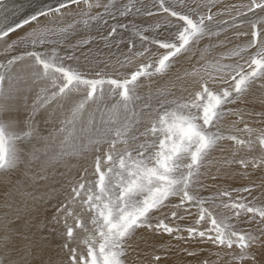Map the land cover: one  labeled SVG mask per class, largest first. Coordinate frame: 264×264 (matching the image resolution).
Returning a JSON list of instances; mask_svg holds the SVG:
<instances>
[{"label": "snow or ice", "instance_id": "obj_1", "mask_svg": "<svg viewBox=\"0 0 264 264\" xmlns=\"http://www.w3.org/2000/svg\"><path fill=\"white\" fill-rule=\"evenodd\" d=\"M0 49V264H264V0H0Z\"/></svg>", "mask_w": 264, "mask_h": 264}, {"label": "bare ground", "instance_id": "obj_2", "mask_svg": "<svg viewBox=\"0 0 264 264\" xmlns=\"http://www.w3.org/2000/svg\"><path fill=\"white\" fill-rule=\"evenodd\" d=\"M20 2H24V0H20ZM42 2H44V3H52L53 2V0H42ZM25 7H27V4H25ZM11 36H12V34H10V37H9V40L11 39ZM121 47H123V46H121ZM0 50H2V49H0ZM113 51H116V49H113ZM151 83V81H147L146 82V84H145V87H147V85L148 84H150ZM147 89H148V87H147ZM149 90V89H148ZM147 90V91H148ZM176 91H177V94L179 95L180 93H179V91H178V89H176ZM72 163L73 164H75L76 163V161L75 160H73L72 161ZM91 158H89V178H91L92 176H91V171H92V169H91ZM228 183H232V182H228ZM243 184V183H246V181H239V180H237L235 183H233V186H239L240 184ZM226 186V185H225ZM210 192H211V189H209V191L208 192H206L205 194L207 195V194H210ZM167 239V238H166ZM169 264V263H168Z\"/></svg>", "mask_w": 264, "mask_h": 264}, {"label": "rangeland", "instance_id": "obj_3", "mask_svg": "<svg viewBox=\"0 0 264 264\" xmlns=\"http://www.w3.org/2000/svg\"><path fill=\"white\" fill-rule=\"evenodd\" d=\"M27 30V28H25V29H22V30H17V32L16 33H13L12 34V36H11V39H14L17 35H19V34H22V31H26ZM10 39V40H11ZM209 41H207V40H205V44H207ZM216 41L215 40H213L212 41V43H215ZM0 52H2V50H0ZM212 56H216V55H218V52H213L212 54H211ZM146 82H147V80L146 81H144V84H146ZM147 87H144L143 88V91L146 93L147 92ZM91 178H93V177H91ZM240 181V180H239ZM241 182V181H240ZM242 184V183H241ZM195 210L193 209V212H194ZM167 237H165V239H166ZM168 263L169 264H171V261H168Z\"/></svg>", "mask_w": 264, "mask_h": 264}]
</instances>
